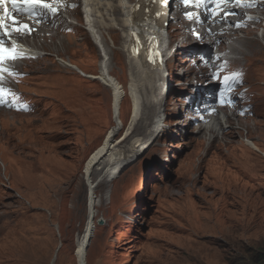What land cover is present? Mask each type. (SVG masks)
Here are the masks:
<instances>
[{"label": "rangeland", "instance_id": "374dc122", "mask_svg": "<svg viewBox=\"0 0 264 264\" xmlns=\"http://www.w3.org/2000/svg\"><path fill=\"white\" fill-rule=\"evenodd\" d=\"M70 2L76 3L73 11H80L79 0ZM74 22L81 27L79 33L50 27L55 40L39 46L45 56L23 64L31 73L5 77L11 87H4L10 97L0 102V264H78L77 244L88 216L84 167L115 126L112 90L88 78L100 76L101 64L123 94L127 115L121 122L127 125L132 112L130 71L120 39H112L104 29L107 50L105 45L99 51L82 28V15ZM253 25L247 29L256 30ZM247 38L252 41L247 60L224 63L212 72L207 64L202 66L201 77L218 79L214 82L184 76L201 61L191 53L177 56L172 63L189 60L172 71L163 66V132L140 147L111 179L100 177L104 164L92 176L97 208L85 264H251L264 252V156L244 142L248 138L264 151L263 31ZM57 43L65 44L59 53L53 48ZM177 46V41L171 42L168 52L176 53ZM58 58L79 71L63 66ZM240 74L245 75L238 80ZM227 75L231 88L239 83L248 91L238 88L233 94L234 89L236 99L233 107L226 105L229 108L218 102L222 94L212 91ZM147 82L146 76L137 87L141 98ZM207 82L212 84L207 87ZM69 91L75 93L71 101ZM221 91L228 94V88ZM205 94L214 99L201 101ZM209 103L234 110V130H223L234 131L232 135L214 137L200 131L201 107ZM126 129L121 125L112 136L114 143L123 141L124 156L147 134L136 130L126 137Z\"/></svg>", "mask_w": 264, "mask_h": 264}, {"label": "bare ground", "instance_id": "6f19581e", "mask_svg": "<svg viewBox=\"0 0 264 264\" xmlns=\"http://www.w3.org/2000/svg\"><path fill=\"white\" fill-rule=\"evenodd\" d=\"M70 1L45 0L46 3L51 4L52 8L56 9L55 13L37 7L30 14L27 12V6H22L21 0H16V7L13 6V0H5L4 3H0V18H3L7 33L13 37L11 40L7 38L4 35L5 29L0 28V47L13 50L17 54L15 59L5 58V61H9L3 65L0 64V69H2L0 71V90H2L0 91V102H4L10 97L4 88L11 87L5 77L8 75L15 76V73L18 72L31 73V71L26 72L24 70L23 64L29 65L30 62L39 61L45 56L39 46H45L49 40H55L51 34V26L63 30H75L79 33L81 27H78L79 25L74 22V17L81 14L86 23L82 28L86 30V35L90 38L94 48L101 51L106 45L105 51L103 50L106 52L107 43L103 40L106 36L104 29L109 32L112 39H114L112 35L120 39V47L130 71L129 95L133 101L132 112L127 125L121 122V118L125 119L127 115V109L122 110L123 94L114 79L110 77L106 65L101 64L100 76L94 78L88 76V78L101 81L112 90L115 126L108 132L103 144L91 154L84 167V179L88 185V216L84 235L77 244L76 256L78 264H85L86 248L89 247L95 230L92 217L95 216V209L97 208L92 176L95 174L97 166L104 164L100 177L111 179L123 164L139 153L140 147L149 145L153 138L158 137L163 132L164 128H161L163 120L161 106L164 101L165 82L167 81L163 66L167 65L172 71L174 67L189 60L186 57L178 64L172 63L173 60L178 59L177 56L191 53L193 57H201L199 59L202 62L198 61L189 67L187 71L183 72L184 76L198 77L200 81L201 78L205 77L206 81L212 80L211 82H214L213 78L208 79L206 75L201 77L203 65L207 64L206 66L212 72L214 68L220 67L224 63L247 60V56L252 52L250 47L252 41L247 37L259 35L263 31L264 39V0H198L197 2L188 0H79L80 11H73L76 3ZM5 3H8L7 8H5ZM249 4L251 7L246 6ZM19 7H24L25 10L18 11ZM244 10H248L249 15H254L253 20L246 18ZM63 11L72 20L66 19ZM13 19L17 20L19 24L13 25ZM65 22H67L66 25ZM23 24L29 25L31 31L24 32L21 30L18 32L14 30L15 27ZM218 24L220 25L218 26ZM250 24L257 25V29L249 31L247 28ZM241 34H244V37ZM207 37L209 39L205 41ZM254 40L257 44L258 39ZM173 41L178 43L176 53L168 52V45ZM203 41L205 44L202 45ZM57 44L53 47L55 53H59L61 48H65L64 43ZM61 44L62 47L60 48ZM213 46H217L215 52H213ZM210 48H212L211 52H209ZM204 52L209 54L203 56ZM62 59L58 58L63 66L79 71V68L75 67L72 62L67 63ZM262 61L248 60L247 62L261 63ZM255 66L254 64V68H256ZM240 67H243L244 72L250 73L251 77L254 76V73L250 69H246L245 65ZM146 76L149 82H147L144 96L141 98L137 87L146 82ZM11 79L15 81L16 77ZM21 81H25V78ZM252 83L256 84L253 81ZM210 84L212 83L207 82L206 86L208 87ZM240 86L243 85L238 83L236 89L235 87L231 88L232 90L235 89L233 94L237 93ZM69 92L67 97L71 101L75 97V93ZM141 99L143 101L142 107H140L142 114L139 112L138 106ZM235 99L236 95L227 98L228 102L225 103L232 105ZM211 100L213 99L211 98ZM222 105V107L229 108L224 103ZM218 106L220 105L217 103H209L201 107L204 120H202L203 123H200V131L213 134L214 137L219 135L230 136L234 133L235 128L232 125H236L231 121L235 116L234 110L230 107L228 111H224ZM234 109L238 112L237 108ZM139 113L141 114L140 117ZM121 125L123 128L127 126L126 137L131 136L136 130H143L147 133L142 140H136V142L138 141L137 148L130 149L126 156L121 155V143L123 141L120 140L117 143L112 141V136L117 134L116 131L121 128ZM229 128H232L233 130L230 131L233 132L229 131L228 134L223 132ZM244 142L250 149L263 152L260 151L262 149L256 142L248 138ZM0 163H2L1 160Z\"/></svg>", "mask_w": 264, "mask_h": 264}, {"label": "snow or ice", "instance_id": "6c2138e0", "mask_svg": "<svg viewBox=\"0 0 264 264\" xmlns=\"http://www.w3.org/2000/svg\"><path fill=\"white\" fill-rule=\"evenodd\" d=\"M5 0H0V3H4ZM21 4L22 6H27V12L30 14L32 11L35 10V8L39 7V8H43V9H48L49 11L55 13L56 9L52 8L50 3H46L45 0H21ZM13 6L16 7V0H13ZM251 7V5H246ZM18 11H24L25 8L24 7H19L17 9ZM19 24V22L15 19H13V25H17ZM0 28H4L5 29V35H7V29L6 26L4 25V21L3 18H0ZM15 31H21L23 30L24 32H30L31 28L29 27V25L27 24H23L19 27H15L14 29ZM16 55L13 50L7 49V48H3L0 47V61H2L3 59L7 58V59H15ZM0 71H2V69H0ZM2 91V90H0Z\"/></svg>", "mask_w": 264, "mask_h": 264}, {"label": "trees", "instance_id": "16d2710c", "mask_svg": "<svg viewBox=\"0 0 264 264\" xmlns=\"http://www.w3.org/2000/svg\"><path fill=\"white\" fill-rule=\"evenodd\" d=\"M251 264H264V252H260Z\"/></svg>", "mask_w": 264, "mask_h": 264}, {"label": "clouds", "instance_id": "9594fccd", "mask_svg": "<svg viewBox=\"0 0 264 264\" xmlns=\"http://www.w3.org/2000/svg\"><path fill=\"white\" fill-rule=\"evenodd\" d=\"M252 150V149H251ZM254 152H256L255 150H253ZM260 151H263V150H260ZM256 153H258L259 155H262V156H264V151L263 152H256Z\"/></svg>", "mask_w": 264, "mask_h": 264}, {"label": "water", "instance_id": "95a60500", "mask_svg": "<svg viewBox=\"0 0 264 264\" xmlns=\"http://www.w3.org/2000/svg\"><path fill=\"white\" fill-rule=\"evenodd\" d=\"M97 182H98V181H97ZM97 182H96V183H97ZM87 249H88V247L86 248V250H87Z\"/></svg>", "mask_w": 264, "mask_h": 264}]
</instances>
